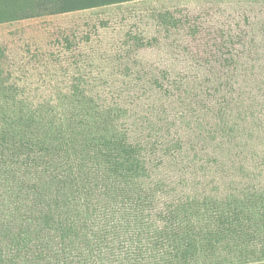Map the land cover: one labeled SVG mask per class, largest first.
Instances as JSON below:
<instances>
[{
  "label": "trees",
  "instance_id": "16d2710c",
  "mask_svg": "<svg viewBox=\"0 0 264 264\" xmlns=\"http://www.w3.org/2000/svg\"><path fill=\"white\" fill-rule=\"evenodd\" d=\"M130 1L136 0H56L54 4L57 13H65ZM205 18L202 4L184 21L193 30L204 31L205 40L215 38ZM25 43L21 39L18 45L28 48ZM186 48L194 58L205 54L203 44ZM20 57L8 46L0 48V61L17 64ZM6 66L4 70L0 66V76L1 70L7 72ZM203 69L223 79L184 83L157 78L136 83L141 92L152 87L165 94L149 103H143L139 94L103 101L100 94L76 93L85 102L83 113L61 114L46 108L41 114L34 110L14 117L1 114L0 192L10 189L34 195L40 221L15 231L11 221L0 224L4 239L0 264H40L48 251H55L61 264H84L81 259L85 264L94 260L101 264L105 258L101 255L113 250L115 240L109 241L113 231L94 227V222L96 213L108 206L133 211V241L142 243L151 258L164 257L170 264L202 262L203 251H215L222 241L231 244L251 237L246 222H252V215L244 212L245 203L257 198L252 197L251 185L244 184L234 199L232 190L222 192L219 180L221 174H230L229 166L242 151L235 141L239 133L224 121L238 98L236 80L228 79L237 68L218 64ZM105 84L111 85L100 87ZM117 84L111 85L114 90L122 89ZM11 86L5 79L0 81L3 89ZM96 99L101 109H91ZM55 100L46 97L44 104L53 105ZM171 100L178 105L171 106ZM211 108H215L210 118L214 120L207 122ZM220 140L227 141L222 144L233 155L227 160L229 166L217 160ZM40 232L41 255L31 246ZM44 235L53 237L54 245L43 246Z\"/></svg>",
  "mask_w": 264,
  "mask_h": 264
},
{
  "label": "rangeland",
  "instance_id": "374dc122",
  "mask_svg": "<svg viewBox=\"0 0 264 264\" xmlns=\"http://www.w3.org/2000/svg\"><path fill=\"white\" fill-rule=\"evenodd\" d=\"M55 1L0 0V48L8 46L12 53L21 55L19 64L0 61L3 70L7 65V72L1 70L0 79H5V84H12L7 89L0 87V99L4 101L0 103V117L1 114L14 117L30 110L41 114L46 108L61 114L83 113L85 102L79 101L76 93L100 94L103 101L138 94L143 103L159 101L164 93L152 87L141 92L136 83L152 82L157 78L169 82H215L223 77L209 74L203 68L218 64L237 68L232 69L231 73H234L228 79L236 80L238 98L228 108L224 121H229L239 133L235 141L242 146V151L229 166L227 160L233 155L222 144L227 141H217V145H223L218 150L217 160L229 166L231 171L229 175L219 177L223 193L232 190L230 198L236 199L243 185L249 183L252 197H257L244 205V212L252 215V222H246L251 237L243 241L235 239L231 244L222 241L215 251L209 254L203 251L202 262L188 264H264V216H261L264 213V0H136L65 13L56 12ZM179 3L190 5L188 10L198 6L197 3L203 4V17L215 32V38L205 40L203 36V58H194L187 46L179 52L145 49L135 50V53L121 52L133 49L124 43V32L128 28L135 30L132 21H138L137 11L151 17L152 11H163ZM184 20H166L158 27L148 20L136 23L139 32L147 35L155 29L167 33L194 31ZM21 39L28 48L22 44V48L19 47ZM164 47L177 50L181 46ZM13 83L17 87H13ZM104 83H119L117 86L122 89L114 90L115 85L107 84L101 88ZM75 86L80 88L74 89ZM83 86L87 90H82ZM50 96L56 100L47 106L44 101ZM169 104L175 106L178 102L171 100ZM99 105L96 99L90 106L95 110ZM135 110H138L137 106ZM214 111L215 108L208 110L207 122L214 120L210 119ZM175 124L179 126L180 123L176 120ZM35 201L34 195H28L26 191L17 194L10 189L1 191L0 224L11 221L13 231L21 226L34 227L40 221L36 219V213L40 212H34ZM131 212L122 211L120 206H108L96 213L94 227H107L113 231L109 241L115 240L113 250L101 255L105 257L101 264H170L164 257L151 258L142 243L133 241L136 225ZM119 225L122 228L119 229ZM38 234L31 246L41 255V232ZM43 239V246L55 241L48 235ZM3 240L0 237V241ZM56 254L55 251L46 252V257L39 263L61 264ZM51 259L52 263L49 262ZM80 261L86 263L85 259ZM93 264L99 262L94 260Z\"/></svg>",
  "mask_w": 264,
  "mask_h": 264
},
{
  "label": "crops",
  "instance_id": "0c3cea01",
  "mask_svg": "<svg viewBox=\"0 0 264 264\" xmlns=\"http://www.w3.org/2000/svg\"><path fill=\"white\" fill-rule=\"evenodd\" d=\"M186 3V2H185ZM185 3H179V4H173L169 8L164 9L163 11H152L151 17H146L150 15H144L143 12L137 11L138 16L136 17L138 21H132L133 29L134 31H131L129 28L124 32L125 41L124 43H128L130 47L133 49L128 50L125 49L124 51L121 50L122 53H135L142 49L148 50V51H163V52H179L181 49L186 50L185 47L188 45L193 44H203V32H200L198 30H188L185 33L174 31V33H167L163 31H156L153 30V32L149 33L148 35L145 33L139 32V25L136 22H142V20H148L151 21L154 27H158L159 25H163V21H177V20H184L188 16H191L193 14V10L186 9L187 6ZM198 6H194V8H198L200 5L197 3ZM202 5V4H201ZM140 14V15H139ZM120 18L127 19L125 16H121ZM130 18V17H129ZM144 22V21H143ZM169 24V23H167ZM138 30V31H137ZM179 45L177 50L172 48H166L164 46H170V45ZM162 48L161 50H159ZM189 50V49H188ZM120 52V53H121ZM129 53V54H130Z\"/></svg>",
  "mask_w": 264,
  "mask_h": 264
}]
</instances>
